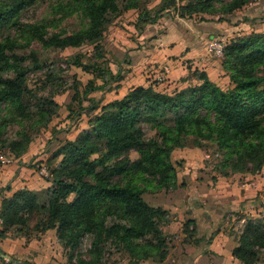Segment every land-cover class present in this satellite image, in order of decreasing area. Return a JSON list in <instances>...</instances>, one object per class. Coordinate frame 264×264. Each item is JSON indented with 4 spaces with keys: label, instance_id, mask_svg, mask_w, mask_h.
Segmentation results:
<instances>
[{
    "label": "trees",
    "instance_id": "obj_1",
    "mask_svg": "<svg viewBox=\"0 0 264 264\" xmlns=\"http://www.w3.org/2000/svg\"><path fill=\"white\" fill-rule=\"evenodd\" d=\"M251 1L191 0L181 6L179 17L190 19L195 13H209L216 5L221 14H231ZM33 3L0 0V33L19 26L43 48L57 50L83 43L100 50L101 37L112 18L137 8V0L59 2L55 12L80 20V28L67 33L48 31L45 23H20ZM146 16V22L156 21ZM15 43L10 37L0 40V139L8 123L19 124L16 138L5 143L8 153L19 158L30 144L24 125L48 126L58 114L59 104L52 96H36L27 88V72L42 65L33 52L15 55ZM96 58L106 60L101 53ZM71 64L92 75L85 85L74 80L67 104L68 114L73 110L70 103L77 102L78 114L92 115L88 126L44 161L48 172L45 180L51 184L44 189V199L29 189L1 197L0 239L9 238L11 231L24 230L25 234L27 223L34 221L32 229L37 233L55 231L69 262L85 237L90 240L88 258L79 257L76 264L104 263L108 246L125 252L130 264L147 259L162 262L169 247L162 227L169 214L150 206L142 196L177 186L170 160L173 149L187 143L196 148L212 147L219 159L215 170L221 175L255 172L264 165V33L251 32L224 46L221 65L233 85L228 89L211 81L205 71L194 69L195 84L169 92L137 86L121 99L99 107L89 95L120 80V74L111 72L109 62L106 70L98 61L89 63L78 57ZM9 71L13 77L5 75ZM83 101L89 102L88 107ZM145 126L155 131L152 137H146ZM130 151L138 155L132 161ZM191 225L194 222L187 221L183 228L189 236ZM236 240L232 257L241 264H257L264 251V220L247 217Z\"/></svg>",
    "mask_w": 264,
    "mask_h": 264
},
{
    "label": "rangeland",
    "instance_id": "obj_2",
    "mask_svg": "<svg viewBox=\"0 0 264 264\" xmlns=\"http://www.w3.org/2000/svg\"><path fill=\"white\" fill-rule=\"evenodd\" d=\"M66 1L67 0H34V3L28 6L27 10L22 14L20 23H45L47 25V30L51 32L68 31L67 33H69V31L79 29L81 26L79 18L74 15L61 17L59 13L55 12V6H57L59 2L65 4ZM189 1L191 0H137V8L123 11L112 18L110 23L106 26L100 40V50H94L93 45L89 43H83L79 47H67L62 50L43 48L37 40L30 39L27 34L22 33L21 30H19V26L10 28L8 32L5 30V32L0 33V40L8 37L12 40L14 39L16 43L13 48V53L17 56H28L30 52H33L42 67L39 70H29V72H27V88L33 91V94L36 96H52L55 101L65 106L70 102L74 80L83 79V81H85L88 79L87 77H89L85 73H82L80 68L71 64L74 58L78 57L79 60L81 59L89 63L98 61L106 70L107 62L112 60L108 58L107 51L109 48L116 47L112 42L117 39V44L123 43L124 49H127V45L129 46V44L134 45L137 42V38H139V30L141 31V29L147 25L146 23H148L144 20L147 17L146 15L152 17V20L160 18L162 19L161 21H163L161 17H166L168 22H173L174 20L179 21L177 26L173 28V30L171 29L170 35L176 33L177 30H184L187 26L180 20L179 15L181 13V6ZM183 19L187 20L188 18ZM211 25L222 26L220 28L221 33H213V31L209 33L208 27ZM154 26L155 24H150V29H153ZM251 32L264 33V0H252L242 8L233 11L231 14H221L219 6L216 5L213 11L209 13H195L189 19V36L191 33L195 41L193 42L200 45L201 52L198 53L204 54L203 56L206 55V58H210L212 61L216 60L220 65L223 60V49L221 54H217L210 50L209 45L213 43V41L218 40L222 41L225 46L231 39ZM233 34L236 35L231 36ZM127 41L129 44H126ZM118 49L117 51H122ZM97 53L103 54L106 60H98L96 58ZM197 59H199V57H197ZM28 65L32 66L30 62ZM189 68L191 70L185 75V78L187 77L188 80L186 82L178 80L174 88L182 89L187 85L197 82L193 70L200 69L198 67H192L191 65H189ZM221 68L220 73L223 71V75L220 74L217 79H220L221 76L228 77V72L223 69L222 65ZM95 72L98 74L100 73L99 71ZM5 75L13 77L10 71L5 72ZM99 81L100 80H98L97 83ZM227 81L217 85L222 89L232 87L233 85L229 77ZM170 91H172V89ZM83 102L84 107H88L89 102ZM78 105L77 102H74V104L70 103L73 110L68 114L69 110L65 109L64 113H60L61 116L59 117L61 118H54L55 120L50 122L48 126L42 127L39 124L33 126L24 125V130L30 140V153L25 157V163L29 168L38 170L41 166L40 164L46 160L38 159L39 157L44 153L50 156L66 137L75 136L82 127L87 128L88 117L85 113L81 115L78 114ZM2 114L3 112L1 115ZM64 114L65 117H63ZM57 115H59V113ZM66 118L68 122H63ZM20 130L21 126L16 122L8 123L4 129L1 130L0 155L5 156L8 153L5 143L14 140L16 134ZM154 133L155 131L145 126L146 137H152ZM1 141L5 142L1 143ZM189 148H195L201 151V153H199L200 159L197 158L198 155H194L193 158L189 159ZM217 156L214 149L210 146L196 148L192 147L190 143H187L184 147L173 149L170 153V160L176 174L185 171L186 167L192 171L218 174L215 170L219 162V159H216ZM43 157L45 158L46 156ZM137 157L138 155L134 151L128 153L129 161ZM0 163H2V161ZM0 168L1 171L8 170L11 172L14 168V164H0ZM43 177L46 176L43 175ZM179 181L180 180L176 179V185ZM4 184L5 182H3V185ZM48 185V187H50L51 184L49 183ZM37 193L43 199L46 197L45 190H40ZM237 212L238 211L230 212L223 217L225 224L224 229L236 235L240 234L245 219L247 218L244 214ZM253 217L255 220H264V208L260 213L256 212ZM167 221H169V219ZM33 223L34 221H29L27 223L25 234L24 230L22 233L11 231L9 232L10 237L1 241L0 253L7 255L9 259L0 257V264H76L79 257L88 258L86 255L90 248V240L88 237L82 240L81 246L74 251L75 256L71 262H69L67 250H65L57 240L55 231L37 233L32 229ZM167 238L169 240L171 236ZM105 251V260L104 263L102 262L101 264H130V257L125 252L118 253L111 246H108ZM154 263L161 262L152 259L138 262V264Z\"/></svg>",
    "mask_w": 264,
    "mask_h": 264
},
{
    "label": "crops",
    "instance_id": "obj_3",
    "mask_svg": "<svg viewBox=\"0 0 264 264\" xmlns=\"http://www.w3.org/2000/svg\"><path fill=\"white\" fill-rule=\"evenodd\" d=\"M161 18L163 21L159 18L139 30L137 42L133 45L127 41V49H124L123 43L117 44V39L112 42L116 47L107 51L108 58L112 59L108 65L111 72L119 73L121 78L112 81L106 89H99L89 95L99 107L121 99L137 86H151L156 91L169 92L176 87L177 81L188 73L189 65L205 71L208 78L218 85L228 80L227 76H221V81L217 79L220 74L223 75V71L220 73L222 68L216 60L212 61L206 58V55L198 53L201 52L200 45L194 43L191 33L189 36V19L180 18L187 27L170 35L171 29L173 30L179 21L168 22L166 17ZM150 24H155L153 29H150ZM221 27L211 25L208 27L209 33H221ZM234 35L236 34L231 36ZM118 48L122 51H117ZM164 66L168 67L169 72L166 79L161 80L159 75ZM82 73L89 76L85 81L79 79L85 85L92 79V75L84 71ZM101 83L99 81L97 84ZM56 102L59 104V115L54 118L60 119V113L67 110L68 103L62 106ZM97 111L98 109L93 113ZM63 122H68V119ZM85 128L82 127L79 131ZM79 131L73 137H66L60 144L73 140ZM29 153L30 147L19 158L10 153L0 155V164H14L11 172L1 171L0 168V199L18 189L40 191L49 186L39 168L34 170L25 163V157ZM199 153L201 151L189 148V159L194 155H198L197 158L200 159ZM48 157L49 155L44 153L38 159L45 160ZM43 163L41 165H44ZM177 180L180 181L175 188L147 192L142 196L147 204L160 207L169 214V221L162 227L164 235L171 236L167 255L164 261L154 264H241L231 255L232 249L237 245L236 234L224 229L223 217L238 211L237 213L254 218L256 212H261L264 208V165L255 172L228 175L192 171L186 167L185 171L177 174ZM190 220L194 225L189 227L193 231L189 236L183 228ZM4 239H0V246ZM257 264H264V251Z\"/></svg>",
    "mask_w": 264,
    "mask_h": 264
},
{
    "label": "built area",
    "instance_id": "obj_4",
    "mask_svg": "<svg viewBox=\"0 0 264 264\" xmlns=\"http://www.w3.org/2000/svg\"><path fill=\"white\" fill-rule=\"evenodd\" d=\"M223 46H224V44H223L222 41H218V40H216V41H213V43H211V44L209 45V48H210V50H212L213 52H215V53H217V54H221L222 49H223ZM168 72H169L168 67H166V66L162 67V69H161V75H159V79H161V80H165V79H166V76H167V74H168ZM39 172H40L42 175H44V176H46V175L48 174L47 169H46V167H45L44 165H41V166L39 167Z\"/></svg>",
    "mask_w": 264,
    "mask_h": 264
},
{
    "label": "water",
    "instance_id": "obj_5",
    "mask_svg": "<svg viewBox=\"0 0 264 264\" xmlns=\"http://www.w3.org/2000/svg\"><path fill=\"white\" fill-rule=\"evenodd\" d=\"M0 257L9 259V257L7 255L1 254V253H0Z\"/></svg>",
    "mask_w": 264,
    "mask_h": 264
}]
</instances>
